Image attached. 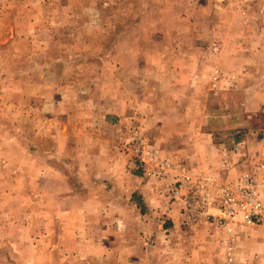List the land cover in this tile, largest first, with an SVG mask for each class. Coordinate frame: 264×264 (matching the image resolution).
<instances>
[{"label":"rangeland","instance_id":"374dc122","mask_svg":"<svg viewBox=\"0 0 264 264\" xmlns=\"http://www.w3.org/2000/svg\"><path fill=\"white\" fill-rule=\"evenodd\" d=\"M140 142L181 173H208L218 183L235 174L220 166L224 149L242 143L247 159L264 158V0H0V264H78L61 251L52 216L63 206L89 212L96 229L99 213L112 212L98 199L63 205L70 196L94 199L80 173L87 144L97 151L89 164L95 184L98 155L116 152L126 188L117 186L114 209H133L137 228L147 215L173 230L164 213H181L184 202L167 198L179 175L162 182L145 174L135 154ZM128 198L130 207L122 203ZM184 232H172L162 251L151 249L153 264H225L214 234L216 247ZM248 235L261 247L247 251L240 236L239 259L264 251V229ZM121 238L144 254L139 235ZM206 243L207 255L198 248ZM96 251L85 249L84 264L101 263Z\"/></svg>","mask_w":264,"mask_h":264},{"label":"built area","instance_id":"2783aa9c","mask_svg":"<svg viewBox=\"0 0 264 264\" xmlns=\"http://www.w3.org/2000/svg\"><path fill=\"white\" fill-rule=\"evenodd\" d=\"M135 154L145 174L154 180L164 182L173 172L179 175L177 183L168 188V202H184L181 215L185 223L205 222L210 226L225 264H264L262 252L239 259L237 250L242 234L264 229V158L247 159L242 143L224 149L220 166L235 174L230 181L218 183L208 173L201 172L195 177L181 173L177 162L142 142L135 147ZM192 180L197 182L195 186Z\"/></svg>","mask_w":264,"mask_h":264},{"label":"crops","instance_id":"0c3cea01","mask_svg":"<svg viewBox=\"0 0 264 264\" xmlns=\"http://www.w3.org/2000/svg\"><path fill=\"white\" fill-rule=\"evenodd\" d=\"M61 139L64 138H60L59 141H61ZM48 146L50 147L52 145L48 143ZM43 151L45 150L43 149ZM81 151L86 153L85 156L88 160L85 162V164H87V167H85L84 170L81 169L80 172L83 175V180H82L83 185L82 184L81 185L82 187H86L87 190H91V192H93V193L89 192L88 196L94 199L92 200L89 198L86 202L84 201L81 204V202L78 201V198H76L77 196H70L67 199H65L66 197L63 198L65 200V201L63 200V205H66V203L69 204V202H71L69 198L74 199L73 205L75 204L79 206L82 205L85 206V204L88 206L90 205V203H93L94 200L98 199L97 201L100 204H103L104 206H106V204L110 205L112 208V212H108L107 208L105 207L104 210L99 213V215L97 216L99 217V220L96 229H93V226H91V224L89 223L90 221H94V214H91L89 212L68 213L67 209L69 207L63 206L61 208V210H63V213H57V214L55 213V215L52 216L55 224H58L57 226L61 228V230H59V234L61 235L60 237L63 241L62 244L63 250L61 251L70 252V254L73 257H75L74 259L78 262V264H84V262L87 260V257L83 256V254H85V249L88 248V250H91L92 247H95V250H97L96 251L97 255L101 256L102 260L100 264H153V260L155 259L156 255L155 254L154 256L151 255L150 253L151 249L153 253L158 250L162 251V247H165L167 245L168 240H170L169 236L172 234V232H175L174 235L176 236H179L181 238L184 237L185 235L182 234L184 231L181 230L182 225L187 226L184 233L186 234L188 233L189 235V233L192 232L194 237L198 236L201 238L198 240L197 242L198 244L199 241L206 240L207 243H211L213 244L212 246L216 247V245H214L215 242L213 240V237L210 234L212 233L211 228L208 224L205 223L185 224L180 211L178 212V210L175 208L167 213H164L167 221H170L173 224L174 227L173 230L163 229L164 228L163 225L162 227H160L156 219L150 218L147 215H144L143 217V219H145L147 223H145V225L142 224L141 228L140 227L137 228L136 224L133 223V221L138 216L136 215V212H134L133 209H131L132 210L131 213L127 212V214L117 212V210L114 209V205L120 204L119 203L120 198L117 195V194L120 195V193L117 186H122L123 189L126 188L124 182H122L121 179L117 176L119 170L117 167L115 168L116 166L115 162L117 160V156L115 155L116 152L112 151L111 153H109L107 149H104L101 151V156L98 155L99 160L101 161L100 164L101 168L100 167L98 168V175L101 176L100 179L101 181L95 184L92 183V179H93L92 177L95 176L96 172H94V169L89 164H91V157L97 151L96 150L94 151V149L92 150L90 148V145L88 144L86 148L82 149ZM205 164L204 165L199 164L198 166L205 167L206 169H208L209 168L208 165ZM102 176L110 177V180L108 182H105L104 180H102ZM110 187L113 189L111 195L106 196V195H100L99 193L98 196H94L97 194L95 190L96 188H98L101 192H104L105 190H108V188ZM128 188L131 189L132 191L131 196L134 198L136 196L135 190H133L135 189L134 186L133 188H130L128 186ZM122 201H123L122 203L128 205L129 207L131 205V202L133 203V200H131L130 202L129 198L123 199ZM140 216L142 217L141 214ZM188 227H192L193 229H189ZM55 234L53 233V235ZM122 234L127 236L139 235V238L145 240L147 247L144 249V254L147 255V258L143 254V251L139 253V255L140 256L143 255V257L141 258L140 256H138V249L135 246V244L132 242H127V241L125 242V240L121 238ZM93 235L97 237L96 240L94 239L93 241L88 239ZM240 239L242 244L244 243V246L247 249V251H251L250 246L253 243L256 244L255 247L257 248L259 247L258 249H260L261 247V242L259 241L258 236H256L255 238H250L248 234H242ZM154 242L155 245H153ZM207 243L198 247L199 249H201L200 247L202 248L205 247V250H207L205 252V255H207L210 250L207 248H212L211 245ZM130 244H132V246H130ZM175 244L177 243L175 242ZM85 246H87V248H85ZM176 247L178 246L176 245ZM255 247L252 249H256ZM187 249L189 250L188 246ZM255 251L258 250L256 249ZM258 252H254V253L256 254ZM218 253L221 255L220 251H218ZM262 253L264 254V251H262ZM249 254L250 253H247L245 256H249ZM135 255L137 256L135 257ZM205 263L212 264V259L211 262L210 260H207ZM254 263L256 264V262ZM160 264H167V263L161 262Z\"/></svg>","mask_w":264,"mask_h":264}]
</instances>
